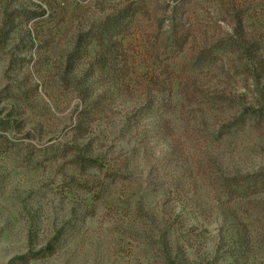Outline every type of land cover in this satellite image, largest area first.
I'll return each instance as SVG.
<instances>
[{
  "label": "rangeland",
  "instance_id": "rangeland-1",
  "mask_svg": "<svg viewBox=\"0 0 264 264\" xmlns=\"http://www.w3.org/2000/svg\"><path fill=\"white\" fill-rule=\"evenodd\" d=\"M137 3L128 36L101 38ZM223 35L239 48L198 60ZM249 106H264V0H0V264L60 228L66 252L31 264H151L153 232L182 264H264V194L217 185L264 171V131L217 138Z\"/></svg>",
  "mask_w": 264,
  "mask_h": 264
},
{
  "label": "trees",
  "instance_id": "trees-1",
  "mask_svg": "<svg viewBox=\"0 0 264 264\" xmlns=\"http://www.w3.org/2000/svg\"><path fill=\"white\" fill-rule=\"evenodd\" d=\"M148 10L141 4H133L127 10L121 11L113 18H110L106 21L104 29L100 30L101 38H106L109 35H112V31L121 30L120 35L126 37L130 34L132 29V22L134 16L138 14L147 15ZM192 36V28L188 27L186 24H183L181 28L174 30L173 35L170 38V47L172 50L176 51V54H180L184 51L186 45L189 43V40ZM99 38V39H101ZM151 41V40H150ZM153 44V40L151 41ZM239 48V44L233 42L232 38L227 35H223L213 44H206V47L200 50L198 54V60L202 63H217L221 61L223 57L227 56L230 52H234ZM227 105V100L217 102L219 108L225 107ZM256 124V126H253ZM247 126H250L256 131H264V106H249L244 108L242 114L238 117H235L229 123L222 125L217 131V138L221 139L226 136H231L237 134ZM77 162L81 166L88 168H100L101 164L96 159H90L85 157H78ZM112 177H119L117 174H114ZM218 189L223 193L224 196L229 199H248L257 195L264 194V171H259L251 174H236L233 176L220 177L217 180ZM139 217L143 220H146L147 217H144L142 212L139 213ZM153 219H148L147 222L152 224ZM62 228L57 230L53 237L47 242V244L41 247L38 250H29L27 253L14 257L9 261L8 264H31L34 262L47 260L52 257H61L64 252V248L61 246L60 242L62 236L64 235ZM162 235L159 232H153L150 236H145L147 239V246L157 249L156 252V262L151 264H182L178 261V256H173L171 249L166 244L161 245L160 241ZM65 257V264H70L71 256ZM150 263V262H148Z\"/></svg>",
  "mask_w": 264,
  "mask_h": 264
}]
</instances>
